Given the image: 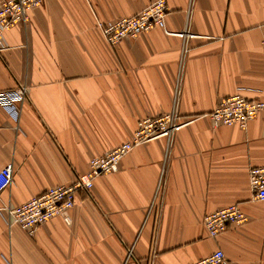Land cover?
<instances>
[{
	"label": "crops",
	"instance_id": "crops-1",
	"mask_svg": "<svg viewBox=\"0 0 264 264\" xmlns=\"http://www.w3.org/2000/svg\"><path fill=\"white\" fill-rule=\"evenodd\" d=\"M153 1L44 0L5 33L0 92L25 86L27 98L18 119L0 104V170L14 168L0 193V264H194L217 250L228 264H264V202L249 178L264 168V111L246 129L211 118L233 95L264 101V0H166V30L107 42L99 22ZM178 87L191 122L170 144L124 156L78 192L68 222L56 216L33 236L9 226L3 209L72 185L141 120L171 112ZM236 204L247 222L210 237L205 217Z\"/></svg>",
	"mask_w": 264,
	"mask_h": 264
},
{
	"label": "built area",
	"instance_id": "built-area-1",
	"mask_svg": "<svg viewBox=\"0 0 264 264\" xmlns=\"http://www.w3.org/2000/svg\"><path fill=\"white\" fill-rule=\"evenodd\" d=\"M44 0H1L0 1V50L4 48V35L14 26L30 22V13L43 4ZM169 8L166 0H155L137 15L122 18L114 22H99L104 38L111 45L121 41L133 39L154 28L166 30V17ZM183 37L189 33H181ZM264 53V40L262 41ZM185 55V50H184ZM27 98V88L20 86L16 89L0 92V104L16 119L20 112V104ZM179 87L175 94V103L171 112L158 118H147L138 123V128L131 141L123 143L110 152L95 157L90 161L89 171L79 176L72 185L53 187L45 193L14 208L3 209L10 227L20 226L33 236L40 227L56 216H63L68 222L66 213L76 205L78 192L90 191L97 178L115 174L119 171L120 161L136 147L150 141L165 138L170 144L176 134L191 120L181 118L178 111ZM264 111V101L250 100L237 94L223 99L211 114L215 126H235L246 129L249 123ZM14 168L12 164L0 170V193L12 185ZM165 169H163L158 193L163 183ZM250 186L254 199L264 202V168L254 167L249 172ZM155 200L152 208L154 209ZM247 217L239 205H231L225 209L207 215L204 226L212 238H217L228 230L230 226L244 225ZM194 264H228L226 255L217 250L205 259Z\"/></svg>",
	"mask_w": 264,
	"mask_h": 264
}]
</instances>
